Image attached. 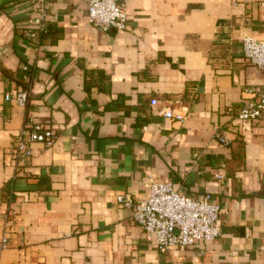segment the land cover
<instances>
[{
  "label": "crops",
  "instance_id": "crops-1",
  "mask_svg": "<svg viewBox=\"0 0 264 264\" xmlns=\"http://www.w3.org/2000/svg\"><path fill=\"white\" fill-rule=\"evenodd\" d=\"M88 2L51 0L29 39L37 1L0 0V264H264V114L235 117L264 82L242 50L264 39V0H125L126 29L108 31L87 21ZM20 88L24 106L5 98ZM34 122L53 143L15 159ZM150 176L210 193L220 235L159 251L116 199H142Z\"/></svg>",
  "mask_w": 264,
  "mask_h": 264
},
{
  "label": "built area",
  "instance_id": "built-area-1",
  "mask_svg": "<svg viewBox=\"0 0 264 264\" xmlns=\"http://www.w3.org/2000/svg\"><path fill=\"white\" fill-rule=\"evenodd\" d=\"M36 15L30 23L24 25V34L29 39H35L45 27L46 11L51 0H36ZM87 21L101 31L110 29L124 30L127 27L128 14L125 0H89L87 6ZM243 58L245 62L255 65L264 72V39L246 36L242 40ZM21 75L29 79L27 65H22ZM251 96L242 100L235 117L242 122L254 121L264 114V82L248 90ZM28 90L20 88L5 95L7 100H13L20 106L28 101ZM161 113L164 117L183 122L186 114L167 106ZM56 137L53 128L41 122H34L20 130L11 147L15 159H23L32 154V144L51 145ZM216 139L221 144H228L225 131L218 130ZM199 153H194L197 157ZM212 171L216 179L224 177L222 169ZM117 201L131 210V219L140 225L156 248L166 250L183 247L188 248L206 241L213 240L221 233L220 205L215 202L210 193L198 196L181 194L173 187L170 180L148 178L147 191L142 199H133L129 193L116 196ZM6 239L2 238V246Z\"/></svg>",
  "mask_w": 264,
  "mask_h": 264
},
{
  "label": "trees",
  "instance_id": "trees-1",
  "mask_svg": "<svg viewBox=\"0 0 264 264\" xmlns=\"http://www.w3.org/2000/svg\"><path fill=\"white\" fill-rule=\"evenodd\" d=\"M43 30H44V29H43ZM43 30H42V31H43ZM42 31H40V32H42Z\"/></svg>",
  "mask_w": 264,
  "mask_h": 264
}]
</instances>
